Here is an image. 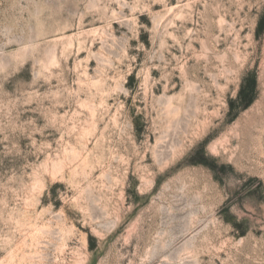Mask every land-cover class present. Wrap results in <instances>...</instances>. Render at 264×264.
<instances>
[{"label": "rangeland", "instance_id": "374dc122", "mask_svg": "<svg viewBox=\"0 0 264 264\" xmlns=\"http://www.w3.org/2000/svg\"><path fill=\"white\" fill-rule=\"evenodd\" d=\"M0 264H264V0H0Z\"/></svg>", "mask_w": 264, "mask_h": 264}]
</instances>
